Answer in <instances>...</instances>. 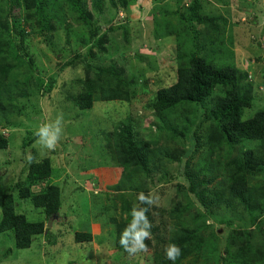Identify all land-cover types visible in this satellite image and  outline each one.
<instances>
[{
	"label": "rangeland",
	"instance_id": "1",
	"mask_svg": "<svg viewBox=\"0 0 264 264\" xmlns=\"http://www.w3.org/2000/svg\"><path fill=\"white\" fill-rule=\"evenodd\" d=\"M69 4L65 0H52V11L46 8L49 15H58V19L53 17L51 20L52 30L42 32L36 17L23 27L26 35L21 51H26L33 59L30 64L32 72H27L24 65L16 75L22 80L20 86L28 94L15 100L19 111L9 116V123L0 124V133L8 139L7 148L0 149V196L2 192L11 190L17 201V212L24 213L28 220L44 221L48 234L36 236L27 248H17L11 231L0 232V264H64L65 254L68 257L66 264H164L160 261L163 254L155 247L154 236L148 251L134 256L117 251L115 247V227L110 217H125L127 212L122 210L123 200L111 188L119 179L120 167L111 166L118 164L106 152L107 133L114 124L129 117V113L138 124L141 135L157 133L158 121L147 108V103L158 89L175 82L176 53H196L215 58L219 57L223 47H227L224 43H230L232 57L222 54L224 57L219 62L238 68L240 73L246 75L243 83H252L254 104L252 108H246L244 116L252 115L256 109L264 106V0H137L127 10L121 4L114 8L106 2L102 13L87 3L92 11L90 25L94 30L99 29L93 38L89 36L88 24L85 26L81 21L74 20L76 13H70ZM185 5L197 6L198 15L204 19H215L213 24L221 26L224 34L220 50L214 48L215 42L211 38L221 31L214 32L210 21H207L208 25L180 21L179 15L185 11ZM14 10L20 15L24 14L20 6H15ZM0 14L3 19L8 16L3 4H0ZM9 20L12 21L10 16ZM113 22L116 23L114 29L106 31V27ZM120 24L126 26V38L119 28ZM136 26L137 31H134ZM165 32L168 34L165 35ZM103 35L102 46L105 49L99 51L96 45L93 49L95 55L91 59L95 63H116L124 68L125 78L132 82L129 88L131 101L95 100L92 107L80 109L74 100L84 91L82 82L86 78V70L79 58L73 59V49H80L83 53L93 39ZM80 40L85 42L82 48L77 45ZM23 57L27 58L25 55ZM40 81L43 87L37 88ZM49 81H53V87L45 90ZM58 115L63 116L62 137L56 149L50 151L36 143L34 133L41 124L55 120ZM203 118L199 109L190 133ZM152 121L155 123L151 124ZM159 136L160 143L166 141L173 149L176 147L165 130ZM27 137L34 139L27 142ZM183 142L187 144L189 141L186 138ZM245 145L251 146L250 143ZM29 154L32 161L45 157L51 159L56 174L51 177V182L58 184L62 191L60 208L50 218L41 209L35 208L30 199L18 198L17 184H28L25 177ZM201 155L194 154L193 163H197ZM171 163L170 168L175 171L177 163ZM222 178L224 176L220 169L209 186L224 189L225 182L223 185L220 182ZM162 181L153 186L150 192L157 199L156 205L151 207L154 208L155 223L160 220L158 210H169L179 201L181 208H186L184 214L179 215L181 225L194 228L205 223L208 227L198 228L204 239L202 246H194V250L179 264H214L217 254L214 251L216 249L218 253H223L230 230L219 219L232 220L231 217L238 216L236 210L241 212L243 208L234 202V211L212 205L210 214L193 194L187 192V182L182 176ZM46 182L50 183L49 180L44 181L40 183L41 187ZM176 183L183 184V188L179 189ZM31 189L37 192L39 185L33 184ZM122 194L132 206L138 203L137 193L134 195L124 191ZM194 215L201 219L192 221ZM163 219L167 230L176 228L171 219ZM234 226L237 224L231 227ZM260 227H251L254 232L251 243L264 249V218ZM158 229L165 234L164 226ZM87 231L91 233L89 241L75 240V233ZM213 232L218 235V240L211 235ZM162 245L165 247V243Z\"/></svg>",
	"mask_w": 264,
	"mask_h": 264
},
{
	"label": "trees",
	"instance_id": "2",
	"mask_svg": "<svg viewBox=\"0 0 264 264\" xmlns=\"http://www.w3.org/2000/svg\"><path fill=\"white\" fill-rule=\"evenodd\" d=\"M65 1L70 3V13H76L74 20L79 23L81 21V24L85 26L88 24L90 38L95 37L99 29L94 30L90 25L92 24L90 21L92 11L87 3H91L98 13L103 12L106 2L114 8L117 4H121V7L126 10L130 4L137 3V0ZM51 2L52 0H2L0 3L3 4L8 15L3 19L0 14V124L9 123V116L19 111L15 100L28 94L27 90L20 86L22 80L16 75V72L24 65L27 72H32L30 64L33 63V59L26 51H21L26 35L23 27L29 25L32 18L36 17V21L42 27V32L52 30L54 27L51 20L53 17L58 19V15H49L46 12V8L52 11ZM15 6L22 7L24 14L17 13L14 10ZM185 6L183 7L185 11L179 15L180 21L185 22L186 20L190 24L196 22L207 25V21H210V27L214 32L221 31L217 34L213 33L214 39L211 38V41L215 42L214 48L220 50L224 34L221 26L213 24L215 19H204L198 15L197 6ZM9 16L12 21L9 20ZM115 24L110 23L106 31L114 29ZM119 28L123 30V36L126 38V26L120 24ZM66 29L68 30V27ZM134 31H137V26L134 27ZM104 35L93 39L92 44L83 53L80 49H73V59L79 58L86 70V78L82 82L84 91L74 100V104L80 109L92 107L95 100L131 101L129 88L132 82L125 78L124 68L116 63L107 65L95 63L91 59L95 55L93 49L96 45L99 46V51L105 49L102 46ZM83 42L80 40L77 45L82 48L85 44ZM229 45L230 43L227 45L224 43L227 47H223L219 57L215 58L196 53H176L175 82L158 89L147 103V108L153 112L158 121L157 133L141 135L138 124L131 118L130 113L129 117L114 124L111 131L107 133L108 149L106 148V152L110 153L109 155L118 164V166L113 164L111 166L120 167L119 179L111 188L116 192V196L123 200L122 210L127 212L125 217H110L115 227L113 230L114 244L117 251H125L118 241L121 231L132 219L131 202L122 193L125 191L135 195L142 191L145 195H149L152 187L163 182L162 180L167 181V179L182 176L187 182V192L193 194L208 213H212L210 210L212 205L222 208L224 206L225 209L234 211L235 204H232L234 202L243 208L241 212L236 210L238 216L231 217L232 220L219 219L220 222L226 223L230 230L223 253H218L216 249L214 251L217 253L214 256L216 259L214 264H264L263 247L253 246L251 243L254 235L251 227L260 229L264 218V106L256 109L252 115L244 116L246 108L253 107L255 95L251 89L252 83H243L245 73H240L239 69L231 64L219 62L224 57L222 54L232 57ZM24 55L27 58H24ZM23 83H26V78L23 79ZM47 84L44 89L51 90L53 81ZM36 86L37 88L43 87L42 81ZM199 109L202 110L204 118L190 133L189 130ZM154 123V121L151 122V124ZM164 130L170 140L176 144L174 149L166 141L160 143L159 133ZM186 138L189 141L187 144L183 142ZM28 139L32 141L34 137H27V142ZM27 142L24 144L27 145ZM245 143H250L251 146L247 147ZM7 146L8 139L0 133V149H5ZM197 153L203 155L197 163H193L194 154ZM171 162L177 163L175 171L170 168ZM220 169L225 178L220 181L222 185L225 182L224 189H215L209 184L216 179V173L218 174ZM54 175L56 174L49 157L32 161L28 164L25 177L28 184H17L16 188L18 198L30 199L32 205L41 209L48 218L58 212L62 199L60 186L51 182V177ZM48 180L50 183L46 182L41 187L40 183ZM33 184L39 185L37 192L31 189ZM176 185L179 189L184 186L180 183ZM0 205V232L11 231L17 248H27L36 236L48 234L44 221L28 220L24 213L17 212V201L11 190L1 193ZM140 206L149 207L145 204ZM181 207V203L176 201L169 210H158L160 214L158 223H155L153 216L155 215L154 208H150L146 213L153 223L151 232L156 243L155 247L163 254L160 261L164 264H172V262L166 259L162 244L165 243L166 246L168 243H175L181 247L182 255L175 262L179 264L194 250V246H202L204 239L198 228L200 226L208 228L205 223L194 228L181 225L179 215L184 214L186 210ZM163 217L166 220L171 219L176 228L167 230ZM199 219L201 218L198 215H194L192 221ZM163 222L165 223L162 225ZM234 224L237 226L231 227ZM163 226L165 234L159 232L158 229ZM211 235L218 240L215 232ZM74 238L80 242L89 241L91 233L89 231L77 232ZM145 243L150 245V240L146 239Z\"/></svg>",
	"mask_w": 264,
	"mask_h": 264
},
{
	"label": "clouds",
	"instance_id": "3",
	"mask_svg": "<svg viewBox=\"0 0 264 264\" xmlns=\"http://www.w3.org/2000/svg\"><path fill=\"white\" fill-rule=\"evenodd\" d=\"M62 132L63 116L58 115L55 120L43 123L36 129L34 133L37 137L36 143L47 150L54 151L62 137ZM27 159L29 163L33 160L30 154ZM136 198L138 203L132 206L130 212L132 219L121 231L118 241L119 245L129 256L148 251V245H146L145 240L153 238L151 232L153 223L148 219L146 213H148L151 207L156 205L157 199L154 194L145 195L142 191L137 194ZM141 204L148 205L149 207H141ZM164 254L166 259L175 264L176 260L182 255V249L175 243H168L164 247ZM67 259V254H65L64 264H66Z\"/></svg>",
	"mask_w": 264,
	"mask_h": 264
}]
</instances>
